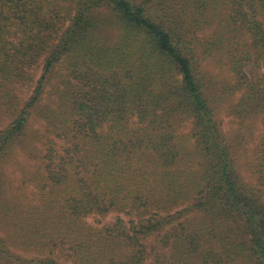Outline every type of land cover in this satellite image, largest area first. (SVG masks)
<instances>
[{
	"label": "trees",
	"instance_id": "1",
	"mask_svg": "<svg viewBox=\"0 0 264 264\" xmlns=\"http://www.w3.org/2000/svg\"><path fill=\"white\" fill-rule=\"evenodd\" d=\"M0 127V264H264V0H0Z\"/></svg>",
	"mask_w": 264,
	"mask_h": 264
},
{
	"label": "rangeland",
	"instance_id": "2",
	"mask_svg": "<svg viewBox=\"0 0 264 264\" xmlns=\"http://www.w3.org/2000/svg\"><path fill=\"white\" fill-rule=\"evenodd\" d=\"M41 68H39V70H40ZM38 75H39V73H38ZM224 121H225V126H226V129H228V130H230V131H232V130H235V129H237V130H239V125H240V123L239 122H236V120H234L233 118H230V117H224ZM1 128V127H0ZM182 128H185L184 130H182V131H185V132H188L189 131V125L187 126V124H185V126L184 127H182ZM260 128V127H259ZM260 130H261V128H260ZM109 219H111V220H115L116 219V216L115 215H111L110 217H109Z\"/></svg>",
	"mask_w": 264,
	"mask_h": 264
}]
</instances>
